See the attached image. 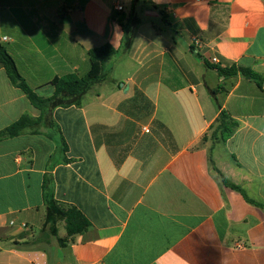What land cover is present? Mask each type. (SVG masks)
<instances>
[{
	"label": "crops",
	"instance_id": "obj_1",
	"mask_svg": "<svg viewBox=\"0 0 264 264\" xmlns=\"http://www.w3.org/2000/svg\"><path fill=\"white\" fill-rule=\"evenodd\" d=\"M106 44L81 107L0 141V264H264V0H0V45L41 97ZM41 114L0 68V131ZM59 205L90 227L69 238Z\"/></svg>",
	"mask_w": 264,
	"mask_h": 264
},
{
	"label": "trees",
	"instance_id": "obj_2",
	"mask_svg": "<svg viewBox=\"0 0 264 264\" xmlns=\"http://www.w3.org/2000/svg\"><path fill=\"white\" fill-rule=\"evenodd\" d=\"M130 27L134 25V19L129 20ZM126 34L129 30L125 27ZM128 46V42L124 44ZM124 47V48H125ZM119 55V50H116L111 45L106 44L99 48H93L88 52L90 60V69L87 74L78 76L76 74H69L62 77H56L52 80V85L55 88V93L52 97L44 98L39 96L29 86L27 81L19 72L17 65L13 57L9 54L7 49L0 45V68H3L14 86L19 88L25 95H27L31 104L41 111V116L36 119L30 115L22 116L18 121L0 131V141L19 137L25 134H38L41 133V128L47 126L46 122L51 118V111L56 108H69V107H81L83 96L91 89L104 82L107 76L111 72L110 62ZM219 75L225 79L235 77L238 72L243 77L254 79L259 84L262 83L263 78L248 69H237L235 67L230 69H224L217 67ZM224 90L220 85L216 89L210 90V93L214 99L217 94ZM238 127V123L233 121L230 116L222 111L219 117L218 129L221 131V141L225 142L234 133ZM61 152L65 154L67 151V145L64 139L60 138ZM69 162L67 158L64 160ZM225 185L236 189L243 193V190L233 184L227 179L223 178ZM244 194V193H243ZM63 219L66 222V230L68 237H74L76 235L84 233L90 227V221L83 215V213L73 205H59ZM61 244H64L60 239Z\"/></svg>",
	"mask_w": 264,
	"mask_h": 264
},
{
	"label": "built area",
	"instance_id": "obj_3",
	"mask_svg": "<svg viewBox=\"0 0 264 264\" xmlns=\"http://www.w3.org/2000/svg\"><path fill=\"white\" fill-rule=\"evenodd\" d=\"M117 10L118 11H122L123 10V7L122 6H117ZM195 49H193V52L194 53H196V54H198L199 53V48H200V42L198 41V40H195ZM213 62H215V63H218V60L215 58L214 60H213ZM146 132H148V130H146ZM23 227H27L26 225H23Z\"/></svg>",
	"mask_w": 264,
	"mask_h": 264
},
{
	"label": "clouds",
	"instance_id": "obj_4",
	"mask_svg": "<svg viewBox=\"0 0 264 264\" xmlns=\"http://www.w3.org/2000/svg\"><path fill=\"white\" fill-rule=\"evenodd\" d=\"M157 2H160V0H157ZM116 35H119V33H116Z\"/></svg>",
	"mask_w": 264,
	"mask_h": 264
}]
</instances>
